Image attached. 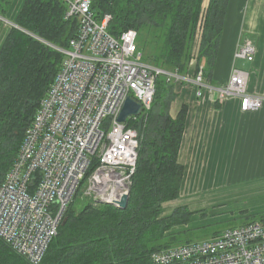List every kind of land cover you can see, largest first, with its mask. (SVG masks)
Returning a JSON list of instances; mask_svg holds the SVG:
<instances>
[{"label":"trees","instance_id":"trees-1","mask_svg":"<svg viewBox=\"0 0 264 264\" xmlns=\"http://www.w3.org/2000/svg\"><path fill=\"white\" fill-rule=\"evenodd\" d=\"M14 1L0 0V17L16 26L6 31L0 45V184L60 70L63 55L57 49L68 48L78 30L76 18L65 19L62 0H24L12 17ZM204 2L92 0L91 11L97 19L111 16L108 32L112 36L134 30L144 62L185 76L193 58L196 68L204 61L209 73L217 57L229 0ZM174 88L160 76L150 109L128 121L141 141L127 208L75 197L40 264H151L153 253L193 242L186 236L188 230L170 233L188 225L193 213L183 207L161 215L164 203L179 198L184 175L178 154L188 108L183 104L175 117L170 115L178 96ZM0 264L31 263L0 239Z\"/></svg>","mask_w":264,"mask_h":264},{"label":"built area","instance_id":"built-area-1","mask_svg":"<svg viewBox=\"0 0 264 264\" xmlns=\"http://www.w3.org/2000/svg\"><path fill=\"white\" fill-rule=\"evenodd\" d=\"M65 19L78 30L39 103L19 153L0 184V239L31 264H40L75 197L92 204L118 201L130 191L141 136L128 121L150 109L160 76L175 86H193L195 97L236 99L241 112L258 111L264 97L247 91L249 74L233 69L214 86L204 68L181 76L143 61L137 33L108 32L110 15L97 19L92 0H62ZM254 44L244 39L234 60H252ZM196 66V58L191 67ZM126 98L141 105L139 116H118ZM94 167L91 173L88 171ZM151 264H264V222L253 221L215 237L155 252Z\"/></svg>","mask_w":264,"mask_h":264},{"label":"crops","instance_id":"crops-1","mask_svg":"<svg viewBox=\"0 0 264 264\" xmlns=\"http://www.w3.org/2000/svg\"><path fill=\"white\" fill-rule=\"evenodd\" d=\"M23 1H14L12 17ZM244 39L254 44L255 54L252 60H234ZM203 68L205 80L214 86L226 84L233 69L246 71L247 91L264 97V0H229L214 66L209 73ZM190 69L197 70L195 65ZM177 90L170 115L175 117L183 104L188 108L178 154L184 175L179 198L162 205L173 208L168 215L183 207L202 213L234 197L230 190L239 182L264 185V104L258 111L241 112L236 99L217 102L208 93L197 99L193 86Z\"/></svg>","mask_w":264,"mask_h":264},{"label":"rangeland","instance_id":"rangeland-1","mask_svg":"<svg viewBox=\"0 0 264 264\" xmlns=\"http://www.w3.org/2000/svg\"><path fill=\"white\" fill-rule=\"evenodd\" d=\"M204 1V4H206L208 0ZM0 22L2 23L0 36H2L12 26V22L1 17ZM200 66H205V62L201 61ZM177 88L178 86H175V92L178 91ZM173 106L174 101L170 106V110ZM250 183L253 185L248 186ZM236 186L235 190H230L234 197L218 200L220 203L207 208L202 213H193V218L191 217V222L188 225L176 227L170 233L188 230L190 232L186 235L187 237L191 238L192 241H201L208 239V237L210 238L216 232H223L253 219L259 221L260 217L264 218V185H258L252 181H244L236 183ZM166 209V207H163L164 212L161 214L163 217L168 216L169 212L173 210L171 207L167 211Z\"/></svg>","mask_w":264,"mask_h":264},{"label":"water","instance_id":"water-1","mask_svg":"<svg viewBox=\"0 0 264 264\" xmlns=\"http://www.w3.org/2000/svg\"><path fill=\"white\" fill-rule=\"evenodd\" d=\"M11 24L12 26L16 27L13 23ZM141 110H142L141 105L139 103L133 101L130 98H126L119 113L118 121L124 122L130 116H139ZM128 200H129V193L121 196L118 201L110 202L109 205H112L120 210H125L128 205Z\"/></svg>","mask_w":264,"mask_h":264},{"label":"bare ground","instance_id":"bare-ground-1","mask_svg":"<svg viewBox=\"0 0 264 264\" xmlns=\"http://www.w3.org/2000/svg\"><path fill=\"white\" fill-rule=\"evenodd\" d=\"M56 236H57V235H56ZM56 236H55V237H56ZM55 237H54V238H55Z\"/></svg>","mask_w":264,"mask_h":264}]
</instances>
